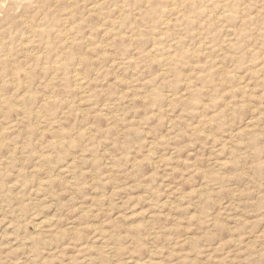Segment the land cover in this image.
I'll return each instance as SVG.
<instances>
[{
  "label": "rangeland",
  "instance_id": "374dc122",
  "mask_svg": "<svg viewBox=\"0 0 264 264\" xmlns=\"http://www.w3.org/2000/svg\"><path fill=\"white\" fill-rule=\"evenodd\" d=\"M0 37V264H264V0H0Z\"/></svg>",
  "mask_w": 264,
  "mask_h": 264
},
{
  "label": "bare ground",
  "instance_id": "6f19581e",
  "mask_svg": "<svg viewBox=\"0 0 264 264\" xmlns=\"http://www.w3.org/2000/svg\"><path fill=\"white\" fill-rule=\"evenodd\" d=\"M126 1H127V0H126ZM128 1H129V0H128ZM142 1H143V0H142ZM146 1H147V0H146ZM69 2H70V1H69ZM69 2H68V3H69ZM133 2H134V1H133ZM133 2H132V4H133ZM137 3H138V2H137ZM139 3H140V2H139ZM145 3H146V2H145ZM233 3H234V2H233ZM94 4H95V3H94ZM130 4H131V3H130ZM72 5H73V4H72ZM133 5H134V4H133ZM235 5H236V4H234V7H235ZM4 6H5V5H4ZM141 6H142V5H141ZM261 6H262V5H261ZM43 7H44V6H43ZM63 7H64V6H63ZM90 7H91V6H90ZM90 7H89V8H90ZM127 7H129L128 4H127ZM131 7H133V6H131ZM232 7H233V6H232ZM44 8H45V7H44ZM24 9H26V8H24ZM61 9H62V8H60V10H61ZM63 9H64V8H63ZM69 9H70V8H69ZM42 10H43V9H42ZM198 10H199V9H198ZM4 12H6V11H4ZM23 12H24V11H23ZM26 12H28V10H27ZM64 12H65V11H64ZM33 13H34V12H33ZM37 13H38V12H37ZM44 13H45V12H44ZM146 13H147V12H146ZM26 14H28V13H26ZM193 14H194V13H193ZM35 15L37 16V14H35ZM38 16H39V15H38ZM38 16H37V17H38ZM44 16H45V15H44ZM45 17H46V16H45ZM34 18H35V17H34ZM34 18H32V19L34 20ZM41 18H42V17H41ZM46 18H47V17H46ZM52 18H53V17H52ZM38 19H40V17H39ZM65 20H66V19H65ZM45 21H46V20H45ZM46 22H47V21H46ZM18 23H19V22H18ZM31 23H32V22H31ZM31 23H30V24H31ZM30 24H29V25H30ZM32 24H33V23H32ZM32 26H33V25H32ZM40 26H41V25H40ZM54 26H55V25H54ZM12 27H13V26H12ZM16 27H18V26H16ZM16 27H15V28H16ZM22 27H23V26H22ZM30 27H31V26H30ZM50 27H51V26H50ZM58 30H59V28H58ZM70 30H71V29H70ZM107 30H108V29H107ZM10 31H11V30H10ZM10 31H9V32H10ZM104 31H105V30H104ZM68 32H69V31H68ZM68 32L66 31V34H67ZM11 33H12V32H10V34H11ZM61 33H62V32H61ZM104 33H105V32H104ZM30 34H31V33H30ZM55 35H56V34H55ZM10 36H11V35H10ZM27 37H28V36H27ZM0 38H1V37H0ZM47 38H48V37H47ZM11 39H12V37H11ZM26 39H27V38H26ZM31 39H32V38H31ZM9 40H10V37H9ZM39 40H40V39H39ZM74 40H75V39H74ZM6 41H8V40L6 39ZM34 41H35V40H34ZM68 41H69V40H68ZM68 41H67V42H68ZM40 42H41V41H40ZM47 42H48V41H47ZM64 42H65V41H64ZM24 43H25V42H24ZM25 44H26V43H25ZM50 44H51V43H50ZM50 44L48 43V45H50ZM67 44H68V43H67ZM13 45H14V41H13ZM51 45H52V44H51ZM59 45H60V44H59ZM23 46H24V45H23ZM32 46H33V45H32ZM70 47H71V46H69V48H70ZM87 47H88V46H87ZM67 48H68V47H67ZM27 49H28V48H27ZM32 49H33V47H32ZM38 49H40V48H37V50H38ZM44 49H45V48H44ZM51 49H52V48H51ZM22 50H23V49H22ZM25 50H26V49H25ZM66 50H67V49H66ZM27 51H29V50H27ZM45 51H46V50H45ZM35 52H36V51H35ZM47 52H48V51H47ZM47 52H46V54H47ZM24 53H25V52H24ZM48 53H49V52H48ZM52 53H53V52H52ZM73 53H74V51H73ZM37 54H39L38 51H37ZM67 54H68V53H67ZM0 55H1V54H0ZM72 55H73V54H72ZM80 55H82V54H80ZM11 56H13V55H11ZM21 56H22V55H21ZM36 56H37V55H36ZM55 56H56V55H55ZM57 56H58V55H57ZM66 56H67V55H66ZM78 56H79V55H78ZM78 56H77V57H78ZM47 57H49V56H47ZM69 57H70V56H69ZM73 57H74V56H73ZM6 58H7V56H6ZM34 58H35V57H34ZM45 58H46V57H45ZM57 58H59V57H57ZM168 58H169V57H168ZM46 59H47V58H46ZM46 59H45V60H46ZM54 59H55V58H54ZM79 59H80V57L78 58V60H79ZM20 60H21V59H20ZM38 60H39V58H38ZM67 60H69V59L67 58ZM74 60H75V59H74ZM78 60H77V61H78ZM168 60H169V59H168ZM2 61H3V60H2ZM39 61H40V60H39ZM71 61H73V60H71ZM14 62H15V61H14ZM73 62H74V61H73ZM78 62H79V61H78ZM4 63H5V62H4ZM36 63H38V62H36ZM54 63H55V62H54ZM67 63H68V61H67ZM11 64H12V62H11ZM15 64H16V62H15ZM71 64H73V63H71ZM75 64H78V63L76 62ZM6 65H7V64H6ZM68 65H69V64H68ZM52 66H53V65H52ZM70 66H71V65H70ZM53 67H54V66H53ZM50 69H51V67H50ZM2 70H3V69H2ZM15 70H16V69H15ZM31 70H32V69H31ZM45 70H46V69H45ZM55 70H56V69H54L53 71L56 72ZM25 71H26V69H25ZM16 72H17V70H16ZM66 72H67V71H66ZM13 73H14V72H13ZM17 73H18V72H17ZM25 73H26V72H25ZM51 73H52V72H51ZM75 73H76V72H75ZM68 74H69V73H68ZM222 74H223V73H222ZM69 75H70V74H69ZM73 75H74V74H73ZM14 77H15V76H14ZM80 77H81V76H80ZM80 77H79L78 75L75 76V82H76L77 85H80V83H81V78H80ZM33 79H34V77H33ZM72 79H73V78H72ZM73 80H74V79H73ZM16 81H17V80H16ZM73 82H74V81H73ZM74 84H75V83H74ZM17 86H18V85H17ZM81 86H82V85H81ZM26 87H27V86H26ZM28 87H29V86H28ZM28 87H27V88H28ZM0 88H1V87H0ZM24 88H25V86H24ZM27 88H26V90H27ZM28 90H29V88H28ZM78 90H79V89H78ZM80 90H81V89H80ZM44 98H45V97H44ZM169 98H170V97H169ZM28 99H29V98H28ZM30 99H31V98H30ZM48 99H49V98H48ZM6 100H7V99H6ZM168 101H169V100H168ZM10 103H11V102H10ZM14 103H16V102H14ZM201 103H202V102H201ZM17 105H18V104H17ZM10 106H11V105H10ZM19 106H20V105H19ZM29 107H30V106H29ZM23 108H24V107H23ZM26 108H27V106H26ZM31 108H32V107H31ZM20 109H21V108H20ZM16 112H17V111H16ZM21 112H22V111H21ZM26 112H27V111H26ZM27 113H28V112H27ZM18 114H20V113H18ZM35 114H36V113H35ZM28 116H30V115H28ZM110 117H111V115H110ZM246 123H247V122H246ZM30 124H31V123H30ZM249 126H250V125H249ZM31 127H32V125H31ZM252 127H253V126H252ZM246 128H247V127H246ZM54 131H55V130H54ZM52 132H53V131H52ZM88 132H89V131H88ZM56 135H57V134H56ZM55 138H56V137H55ZM57 138H58V137H57ZM57 140H58V139H57ZM60 145H61V144H60ZM12 148H13V147H12ZM12 148H11V149H12ZM15 148H16V147H15ZM16 150H17V149H16ZM10 152H11V151H10ZM15 154H16V153H15ZM1 186H2V185H1ZM8 187H9V186H8ZM41 223H42V222H41ZM43 223H44V222H43ZM36 224H38V223H36ZM42 225H43V224H41V225L38 224V225H37L38 228H36V229H37L36 232L39 230V228H40L41 231H42V229H43V228H42V227H43ZM45 226H46V224H45ZM34 227H35V226H34ZM44 228H45V227H44ZM46 228H47V227H46ZM39 231H40V230H39ZM45 234H46V232H45ZM43 236H45V235H43ZM37 237H38V236H37Z\"/></svg>",
  "mask_w": 264,
  "mask_h": 264
}]
</instances>
